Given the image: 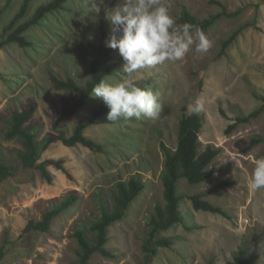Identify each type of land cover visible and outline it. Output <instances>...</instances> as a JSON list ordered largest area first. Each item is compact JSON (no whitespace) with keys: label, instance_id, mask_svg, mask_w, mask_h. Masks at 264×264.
<instances>
[{"label":"rangeland","instance_id":"rangeland-1","mask_svg":"<svg viewBox=\"0 0 264 264\" xmlns=\"http://www.w3.org/2000/svg\"><path fill=\"white\" fill-rule=\"evenodd\" d=\"M9 1L0 0V32L23 2ZM46 1L33 0L29 15ZM123 2L70 0L65 9L47 15L41 25L28 31L33 46L10 43L0 48V162L13 167V175L0 183V247L5 250L0 264H78L79 246L72 235L76 227L87 228L100 217L102 200L112 204L118 181L140 173L147 186L125 217L109 227L105 247L110 255L95 253L90 260L91 264H139L144 257L148 219L158 204L166 203L161 142L177 146L180 120L191 113L188 106L200 95L206 101L199 112L200 150L213 145L220 152L209 166V179L195 185L180 180L184 219L161 233L173 243L160 248L151 264H234L241 249L247 250L248 258L259 254L256 262L248 264H264V190H249L247 183L253 160L264 156V109L230 128L237 118L262 106L264 0H170L177 24H182L178 20L184 10L203 21L215 17L203 30L211 48L202 53L193 46L180 61L134 73L138 85L159 93L160 115L115 122L106 115L101 123L90 125L85 134L103 144L104 151L82 144L66 146L59 139L52 142L40 160L62 159L64 169L48 163L52 183L39 169L23 166L18 156L23 149L20 139L5 137V118L33 103L37 109L28 125L39 141L57 138L61 131L70 136L81 120L91 116L102 102L92 95L74 116L64 117L55 126L64 109L77 102L78 94L58 89L51 73L59 78L71 75L80 82L90 79L88 62L93 46L109 38L107 14ZM240 27L243 30L223 50V42ZM108 64L116 67L112 79L126 75L118 49H113ZM257 138L262 141L253 143ZM69 194H76L77 201L55 218L48 232L25 231L30 220L42 218L51 200ZM195 194H202L203 200L221 207L229 217L195 209L188 197Z\"/></svg>","mask_w":264,"mask_h":264},{"label":"trees","instance_id":"trees-1","mask_svg":"<svg viewBox=\"0 0 264 264\" xmlns=\"http://www.w3.org/2000/svg\"><path fill=\"white\" fill-rule=\"evenodd\" d=\"M33 0H23L19 11L4 27L3 32H0V48L5 47L10 43H16L19 46L26 48L34 45V42L29 38L28 31L37 25H41L42 21L58 10L65 9V4L70 0H48L36 7L34 12L29 15L30 5ZM10 3V1L8 0ZM7 2V5H8ZM5 6V8L7 7ZM3 7V9H5ZM2 10H0V15ZM215 17L210 20H200L192 15L188 10L183 11L182 17L178 20L179 23L190 22L205 30L214 21ZM244 27L235 30L231 36L222 44V49L230 45L236 39ZM93 46V45H92ZM113 49L106 47L104 42L93 46V51L88 62L90 70V79L85 82H80L75 77L68 75L66 78H59L51 73V79L58 89H71L78 94L77 102L72 107L64 109L55 126L64 119V117L74 116L78 109L82 107L86 100L91 96L92 88L99 80L105 76L113 75L116 67L108 64L112 59ZM140 86V85H139ZM262 100V106L253 111L246 117L237 118V122L232 124L230 128H234L240 122H246L252 117L258 116L264 109V96L259 97ZM36 104H30L29 108L12 112L5 118L7 130L5 137L8 139L18 138L23 144V149L18 151V156L25 168H36L42 173V176L49 182H53V174L48 169V163L55 165L59 169H64L63 161L49 160L40 162L42 153L49 145L60 140L66 146H75L82 144L92 150L104 151V145L95 139L88 137L85 130L93 124H98L103 121L109 111L103 101L99 104L96 110L85 120H81L74 129L72 135L67 136L64 131L56 137L44 138L39 141L36 131L32 125H28L36 112ZM202 129V116L198 114L184 115L179 123L178 143L175 148H171L164 142H161V148L164 154V169L161 174L162 183L164 186V205L158 204L155 211L148 219L149 229L143 241L142 249L144 252L143 260L139 264H151L159 255L160 248L170 247L173 239L167 236H162L161 233L169 230L174 225L181 223L184 219L180 209L183 194L179 193V182L181 179H186L189 184L195 185L206 181L212 175L209 169L210 164L218 156L220 148L213 145H208L203 151L200 150L201 141L199 139ZM262 141V138L253 140V143ZM13 175V167L0 162V183ZM146 182L143 181L142 175L136 174L125 181H118L116 184V193L112 195V204L102 200L100 202V217L92 221L86 228L77 226L72 234L78 243V264H91L90 260L95 253L110 255V251L105 247L109 241V227L115 222L122 220L131 203L145 189ZM195 209L219 213L226 217L228 214L219 206L203 200L202 194L188 196ZM76 194H69L59 200H51L52 205L47 208L43 216L39 220H30L25 231L36 230L48 232L56 217L68 210L77 201ZM89 233H92L91 237ZM248 252L241 249L235 254L236 262L234 264H248L256 262L259 254L255 253L251 258L247 257ZM5 256V250L0 247V261Z\"/></svg>","mask_w":264,"mask_h":264},{"label":"clouds","instance_id":"clouds-1","mask_svg":"<svg viewBox=\"0 0 264 264\" xmlns=\"http://www.w3.org/2000/svg\"><path fill=\"white\" fill-rule=\"evenodd\" d=\"M170 0H124L107 14L111 33L106 47L118 49L124 61L118 80L105 76L94 85L91 95L109 109V121L156 119L160 115L159 93L139 86L134 73L166 62L184 59L195 46L206 53L212 46L204 31L190 22L177 24L170 12ZM205 97L197 96L188 108L198 114L205 108ZM248 179L252 191L264 190V156L253 160Z\"/></svg>","mask_w":264,"mask_h":264}]
</instances>
